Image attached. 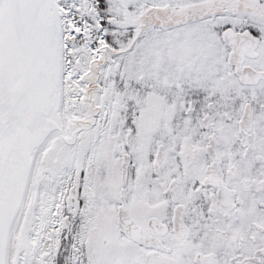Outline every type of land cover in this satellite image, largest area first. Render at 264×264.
Listing matches in <instances>:
<instances>
[{
  "label": "snow or ice",
  "instance_id": "6c2138e0",
  "mask_svg": "<svg viewBox=\"0 0 264 264\" xmlns=\"http://www.w3.org/2000/svg\"><path fill=\"white\" fill-rule=\"evenodd\" d=\"M0 264H264V0H0Z\"/></svg>",
  "mask_w": 264,
  "mask_h": 264
}]
</instances>
